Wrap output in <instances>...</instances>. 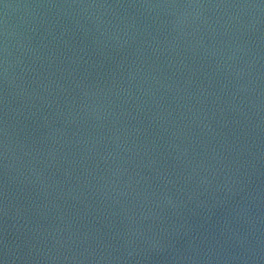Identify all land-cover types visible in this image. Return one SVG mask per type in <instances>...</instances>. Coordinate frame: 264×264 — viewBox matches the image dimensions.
Masks as SVG:
<instances>
[{
	"label": "water",
	"instance_id": "1",
	"mask_svg": "<svg viewBox=\"0 0 264 264\" xmlns=\"http://www.w3.org/2000/svg\"><path fill=\"white\" fill-rule=\"evenodd\" d=\"M0 264H264V0H0Z\"/></svg>",
	"mask_w": 264,
	"mask_h": 264
}]
</instances>
